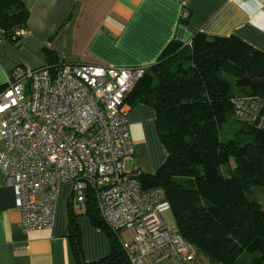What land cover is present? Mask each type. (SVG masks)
I'll list each match as a JSON object with an SVG mask.
<instances>
[{
	"label": "trees",
	"instance_id": "1",
	"mask_svg": "<svg viewBox=\"0 0 264 264\" xmlns=\"http://www.w3.org/2000/svg\"><path fill=\"white\" fill-rule=\"evenodd\" d=\"M28 17L23 0H0V26L7 37L20 38L13 35L26 27ZM45 52V67L55 72L62 65L58 54L51 48ZM238 97L264 100V51L237 35L197 32L191 43L170 42L126 98L154 106L168 150L155 173L141 175L142 183L164 188L177 231L196 258L203 254L212 264H264V207L254 191L264 186V122L236 119L243 125L233 137H222ZM86 203V213L106 230L112 250L85 261L78 213L69 199L77 263L132 264L117 232L93 201Z\"/></svg>",
	"mask_w": 264,
	"mask_h": 264
},
{
	"label": "built area",
	"instance_id": "2",
	"mask_svg": "<svg viewBox=\"0 0 264 264\" xmlns=\"http://www.w3.org/2000/svg\"><path fill=\"white\" fill-rule=\"evenodd\" d=\"M190 14L184 8L182 20ZM148 68L64 63L55 72L11 71L0 90V166L25 227L52 228L62 184L71 182V202L95 203L132 264L193 263L194 247L163 216L172 210L164 188L146 187L126 166L135 154L126 98ZM234 115L262 124L264 100L238 97Z\"/></svg>",
	"mask_w": 264,
	"mask_h": 264
},
{
	"label": "crops",
	"instance_id": "3",
	"mask_svg": "<svg viewBox=\"0 0 264 264\" xmlns=\"http://www.w3.org/2000/svg\"><path fill=\"white\" fill-rule=\"evenodd\" d=\"M23 1L29 9L27 34L11 39L0 26V90L16 66L45 67L46 48L56 51L59 65L150 67L170 42L187 43L204 32L237 35L264 51V0ZM184 8L191 13L186 20L181 18ZM126 106L135 145L127 170L153 174L168 157L156 109L145 102ZM69 186L62 184L54 226L27 228L15 189L0 166V264H78L70 237ZM76 212L85 261L104 258L112 250L108 233L93 223L85 206Z\"/></svg>",
	"mask_w": 264,
	"mask_h": 264
},
{
	"label": "rangeland",
	"instance_id": "4",
	"mask_svg": "<svg viewBox=\"0 0 264 264\" xmlns=\"http://www.w3.org/2000/svg\"><path fill=\"white\" fill-rule=\"evenodd\" d=\"M243 124L239 121L236 120L235 117H232V119L224 126L223 128V131H222V137L223 138H229V137H233V133L236 129L240 128ZM70 183V188H69V192H71V186H72V183ZM254 191H255V194L260 202V204L264 207V186H255L254 187ZM88 204L87 203H84V204H74V209L75 211L78 210V209H81L83 206H87ZM163 216L165 218H169L171 220V222L173 224H176V219L173 215V212L172 211H169V212H165L163 213ZM125 237L128 239V235L125 234ZM193 264H212L208 261V258L203 255V254H200L198 255V257L196 258V260L194 261Z\"/></svg>",
	"mask_w": 264,
	"mask_h": 264
},
{
	"label": "water",
	"instance_id": "5",
	"mask_svg": "<svg viewBox=\"0 0 264 264\" xmlns=\"http://www.w3.org/2000/svg\"><path fill=\"white\" fill-rule=\"evenodd\" d=\"M79 204H81V203H79Z\"/></svg>",
	"mask_w": 264,
	"mask_h": 264
}]
</instances>
